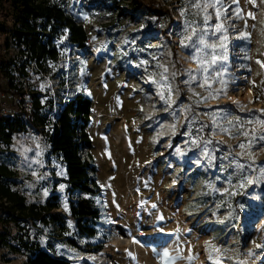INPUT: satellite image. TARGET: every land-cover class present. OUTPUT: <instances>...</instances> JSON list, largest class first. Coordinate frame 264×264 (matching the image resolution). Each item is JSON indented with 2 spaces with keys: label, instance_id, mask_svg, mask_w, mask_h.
I'll use <instances>...</instances> for the list:
<instances>
[{
  "label": "rangeland",
  "instance_id": "374dc122",
  "mask_svg": "<svg viewBox=\"0 0 264 264\" xmlns=\"http://www.w3.org/2000/svg\"><path fill=\"white\" fill-rule=\"evenodd\" d=\"M52 1L83 25L88 43L79 48L62 37L56 42L58 60L47 61L46 71L32 64L26 75L17 67L10 68L13 84L27 92L32 107L38 94L46 115L51 101L52 118L69 98L79 94L90 98L87 131L91 146L84 148L83 154L95 166L92 176L100 190L94 199L100 218L97 235L89 242L92 246L102 243V249L86 251L68 243V238H74L84 246L75 224L66 217L71 195L65 165L51 152L47 137L29 122L28 113L11 114L0 121V163L11 170L0 176V185L22 194L27 203L42 204L57 194L56 212L63 223L27 219L0 205V264H25V253L9 248L20 234L38 240L43 249L70 259L71 264H163L153 249L165 248L173 255L180 251L184 257L191 248L196 255L194 261L180 259L174 264H213L204 243L209 240L233 257H225L223 264H236L237 259L264 264V254L258 249V259L244 255L254 248L253 241L264 243V179L259 171L246 169L244 175L257 183L240 187L242 181L237 176L228 182L236 171L229 153L241 151L237 145L244 137L228 135L216 127H228L217 114L225 104L231 110L229 120L247 119L250 109H264V66L257 62L264 61V0H255V4L239 0L238 5L224 0L229 11L222 22L228 29L229 48L223 79L230 83L225 93L214 99L208 98L209 89L196 82L183 83L188 70L200 76L195 72L197 62L190 58L191 50L180 44L185 21L192 19L181 15L185 0H156L160 16L133 0ZM237 8L240 18L235 15ZM6 12L11 13L12 6L3 0L0 19ZM196 19L199 22L200 17ZM7 20L12 24L10 17ZM216 22L213 15L211 23ZM2 53L10 57L17 47L11 42ZM16 60L22 63L24 57L17 55ZM157 64L166 67L167 73ZM162 73L170 78L175 101L168 112L159 99L164 90L154 82L161 80ZM0 82L3 88L8 87L6 78ZM199 83H204L202 78ZM8 93L13 95L11 90ZM233 100L239 104H231ZM254 114L261 115L259 111ZM153 115L155 119H149ZM171 124L177 125L174 134L168 127ZM248 127L260 128L256 124ZM162 130L165 135H158ZM253 153L255 169L264 161V147H255ZM235 159L250 162L246 157ZM229 161L232 166L222 171ZM208 181L220 191L210 190Z\"/></svg>",
  "mask_w": 264,
  "mask_h": 264
},
{
  "label": "trees",
  "instance_id": "16d2710c",
  "mask_svg": "<svg viewBox=\"0 0 264 264\" xmlns=\"http://www.w3.org/2000/svg\"><path fill=\"white\" fill-rule=\"evenodd\" d=\"M3 0H0V6ZM12 6V12H6L0 19V32L11 33L5 37L3 47L8 48L10 43L17 47V53L6 57L0 53V78L7 79V88L0 82V90H11L13 94L22 92L13 84L12 67H17L23 75L27 68L35 65L46 71L47 61H56L59 58V47L56 42L64 37L76 47L82 48L88 43V34L83 25L66 13L64 8L52 0H6ZM139 7L149 6L152 13L160 16L161 8L157 7L156 0H133ZM12 19V24L7 20ZM17 55L24 57V62L16 60ZM33 107L29 114V122L47 137L51 152L56 154L66 168L65 182L68 189L76 199L69 200L66 217L70 219L77 229L78 236L84 241L81 246L74 238H68L73 247L83 248L86 251L98 252L102 243L91 244L90 239L97 235L96 225L100 218V211L94 197L100 190L98 183L92 176L95 166L89 160L83 149L91 146L87 127L91 116V100L81 94L69 98L61 106L60 111L51 117L42 112V103L35 95ZM17 120H21L17 115ZM9 118L6 117V120ZM19 128L24 129L23 123ZM10 125V123H9ZM10 137V131L6 132ZM11 170L0 163V176L10 174ZM0 196L6 197L10 202L4 206L10 214L24 216L27 219H38L44 223L54 222L62 225V215L56 212L59 206L57 194L53 193L42 204L27 203L25 197L8 186L0 185ZM16 244H9L12 251H22L26 255L25 264H71V260L53 254L49 249H43L38 240H30L22 234L15 236Z\"/></svg>",
  "mask_w": 264,
  "mask_h": 264
},
{
  "label": "snow or ice",
  "instance_id": "6c2138e0",
  "mask_svg": "<svg viewBox=\"0 0 264 264\" xmlns=\"http://www.w3.org/2000/svg\"><path fill=\"white\" fill-rule=\"evenodd\" d=\"M250 3L255 4V0H249ZM233 4L239 3V0H232ZM185 8L181 9L182 16L191 15L192 19L185 21L184 31L180 33L182 39L180 41L181 47L185 49H190L192 55L191 59L197 62V67L195 72L200 73V76L193 74V70H188V79L184 80L183 83L185 85L192 84L196 82L199 87H205L209 89V97L208 98H216L218 95H222L228 88L230 81L223 79L224 76V67L225 62L228 59L227 53L229 48V37L226 34L228 29L225 24L222 22L228 19V11L229 8L224 5V0H185ZM211 9V11H209ZM241 10L237 8L235 11V15L237 18H240ZM213 15L215 16L216 23L212 24ZM249 16L254 15L249 12ZM196 17H200L199 22ZM247 35V34H244ZM127 42V41H126ZM262 66H264V61H257ZM142 63H147V61H143ZM157 67H163L164 73H167L168 69L163 65L157 64ZM176 73H171V77L175 78ZM203 79L204 83L200 84V79ZM163 81V82H162ZM211 81V83H209ZM159 85L161 89L164 91L159 93V99L164 103L165 108L164 111L168 112L169 108L175 101L172 99V86L170 83V78L168 75L161 74V80L154 81ZM235 78L233 77L231 83H235ZM215 83H220L223 85L220 89H213L212 85ZM43 87V85H42ZM178 91V89H177ZM167 93V95L165 94ZM196 95H199L196 93ZM206 99V98H202ZM231 104L238 105L239 101H231ZM143 110V109H141ZM190 110V109H189ZM259 111L261 115H255L254 112ZM221 115L222 119H224L228 125L225 127L223 125L217 124L216 127L219 131L226 133L231 136H242L244 137L241 140L237 147L241 149L239 152H230L229 155L233 156V161L235 162L236 171L231 173L228 177V182L231 184V177L237 176V178L242 181L240 183V187H244L246 185H251L257 183V180L249 179L244 175L246 169L259 171L261 174V179H264V161H261L255 169L253 168L256 165V157L253 153V149L257 146L264 147V109L259 110H249L248 118L235 117L231 120L228 119V116L231 115V110L225 104L220 107L219 112L217 113ZM178 115V114H177ZM149 119H155V116H150ZM259 125L260 128L257 130L254 127H248L250 125ZM170 129L174 131L177 127L176 124H171L168 126ZM203 128V126H202ZM232 129H236L234 132ZM185 135H191V133H184ZM158 135L163 136L165 132L162 130ZM179 152V149H177ZM236 157H246L249 163H241L239 160H236ZM215 159V157H211ZM225 160L228 159L227 156L224 157ZM233 161H229L228 165H225L222 168V171H227L229 167L232 166ZM216 179H220L219 176ZM176 181L174 180L173 183ZM207 187L210 190H214L219 192L220 189L216 188L215 185L208 181L206 182ZM31 187V185H29ZM65 186L63 184L60 185V188L63 189ZM225 192H228V189H224ZM45 195H47V191H45ZM203 195V193H201ZM156 207V205H153ZM65 208H67V204H65ZM159 219L163 220L164 217L160 216ZM138 243V241H134ZM206 250L208 251V259L213 261V264H223V259L226 257L229 260H232L233 257L226 256V249H221L212 243V241L204 242ZM254 248L248 249L247 253H245V257H256V249L260 250L262 254H264V243H255L253 241ZM154 255L158 256L163 264H174L176 260L186 259L188 261H194L196 259V255L192 254L191 248H189V255L187 257L182 256L180 251H176L175 255L171 254L170 251L165 248L161 251H157L153 249ZM128 256L132 259H135V255L128 251ZM236 264H246V260L237 259ZM253 264L255 261L253 260Z\"/></svg>",
  "mask_w": 264,
  "mask_h": 264
},
{
  "label": "built area",
  "instance_id": "2783aa9c",
  "mask_svg": "<svg viewBox=\"0 0 264 264\" xmlns=\"http://www.w3.org/2000/svg\"><path fill=\"white\" fill-rule=\"evenodd\" d=\"M9 37V32H0V53L5 49L3 47L4 38ZM4 39V40H3ZM32 107L31 98L27 95V92H20L17 94L10 95L5 90H0V121L4 120L11 114L27 113L30 112ZM71 195V199H76L73 197V193L68 192ZM10 202L6 197L0 196V205L8 206Z\"/></svg>",
  "mask_w": 264,
  "mask_h": 264
},
{
  "label": "bare ground",
  "instance_id": "6f19581e",
  "mask_svg": "<svg viewBox=\"0 0 264 264\" xmlns=\"http://www.w3.org/2000/svg\"><path fill=\"white\" fill-rule=\"evenodd\" d=\"M248 95H249V97H251V93L250 92H248Z\"/></svg>",
  "mask_w": 264,
  "mask_h": 264
}]
</instances>
